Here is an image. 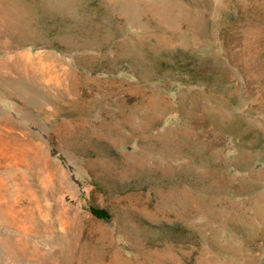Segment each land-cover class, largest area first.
<instances>
[{
    "label": "rangeland",
    "instance_id": "374dc122",
    "mask_svg": "<svg viewBox=\"0 0 264 264\" xmlns=\"http://www.w3.org/2000/svg\"><path fill=\"white\" fill-rule=\"evenodd\" d=\"M0 116V264H264V0H0Z\"/></svg>",
    "mask_w": 264,
    "mask_h": 264
},
{
    "label": "trees",
    "instance_id": "16d2710c",
    "mask_svg": "<svg viewBox=\"0 0 264 264\" xmlns=\"http://www.w3.org/2000/svg\"><path fill=\"white\" fill-rule=\"evenodd\" d=\"M91 211L94 215H96L99 218H107L109 217V212L104 208L99 207H92Z\"/></svg>",
    "mask_w": 264,
    "mask_h": 264
},
{
    "label": "crops",
    "instance_id": "0c3cea01",
    "mask_svg": "<svg viewBox=\"0 0 264 264\" xmlns=\"http://www.w3.org/2000/svg\"><path fill=\"white\" fill-rule=\"evenodd\" d=\"M5 128H6L5 120L4 119H1V116H0V131L1 130L5 131Z\"/></svg>",
    "mask_w": 264,
    "mask_h": 264
}]
</instances>
